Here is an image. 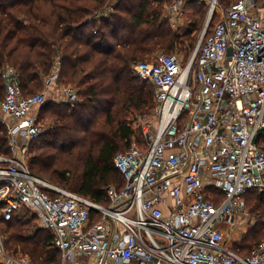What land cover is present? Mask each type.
Returning <instances> with one entry per match:
<instances>
[{"label": "built area", "instance_id": "built-area-1", "mask_svg": "<svg viewBox=\"0 0 264 264\" xmlns=\"http://www.w3.org/2000/svg\"><path fill=\"white\" fill-rule=\"evenodd\" d=\"M209 7L210 19L219 17L186 59L161 52L132 66L154 87L155 121L131 117L141 139L113 156L123 185L106 188L105 205L29 169L31 142L50 128L36 112L47 89L60 86L62 102L79 100L60 80L59 61L31 95L12 66L2 67L9 153H0V217L21 208L36 214L58 251L52 264H264V238L243 256L222 227L246 214L248 190L264 191V0ZM0 264L35 263L9 253L0 233Z\"/></svg>", "mask_w": 264, "mask_h": 264}, {"label": "trees", "instance_id": "trees-1", "mask_svg": "<svg viewBox=\"0 0 264 264\" xmlns=\"http://www.w3.org/2000/svg\"><path fill=\"white\" fill-rule=\"evenodd\" d=\"M150 2L116 0L109 10L110 0H0V72L5 64L12 66L22 94L31 95L43 88V78L59 61L60 80L76 87L79 95L72 104L45 101L40 106L38 120L50 128L30 144V171L43 179L38 174H48L58 182L55 185L104 205L106 188L123 185L113 156L135 137L127 117L155 107L153 85L136 76L132 66L156 49L174 53L183 42L158 20ZM216 20H211L207 35ZM187 40L182 47L186 58L193 38ZM1 90L0 99V78ZM257 136L263 142L264 129ZM0 153H9L1 122ZM244 201L246 207H263L264 215V191L248 190ZM0 225L12 254H26L39 264L58 261L51 233L25 208L10 220L0 217ZM249 230L233 246L243 256L263 239H255L259 229Z\"/></svg>", "mask_w": 264, "mask_h": 264}, {"label": "rangeland", "instance_id": "rangeland-1", "mask_svg": "<svg viewBox=\"0 0 264 264\" xmlns=\"http://www.w3.org/2000/svg\"><path fill=\"white\" fill-rule=\"evenodd\" d=\"M187 1L188 0H184L181 4H179V5L176 4V7H174L176 0H151L150 8H149L150 10L153 8L156 9L159 13V19L158 20L162 21V23H164L165 27L171 29V31L175 32L177 34V36H179L182 39L183 42L177 43V47L174 50V52L178 53V55L180 57H182L183 59L186 58V56H185L186 51L183 50L182 47L186 46L189 43L187 40L188 36L192 37L193 38V40H192L193 45L190 47V49L192 51V49L194 48V46L196 45V43L198 41V38H199V36L203 30L204 25L206 23L208 11L210 8L209 7L210 0H207V1L201 2V3L197 2V1H195L196 3L191 2V1L187 2ZM233 1L234 0H218V3L221 5V7L223 9H225ZM214 17L218 18L219 12H216V14H214V16L211 17V19L209 20V25H210L211 20ZM188 30H190V31H188ZM187 31L190 32V33H188V35H186ZM161 52H167V50L162 49V48L156 49V51H154L152 53L145 54L144 60H149L151 57H153L154 55L161 53ZM43 89H44V86L41 90L35 91V93L40 92ZM1 95H2V90H1L0 96ZM152 110H150L146 114H143V115L141 114V115L144 116V119H148L150 121H155L154 113H152ZM132 116H134V115L128 116L127 121H128V124H130L132 127H135L134 125H132V121L130 120ZM39 122L41 125L44 124L46 126V123H44L42 121V119H39ZM135 132H136L135 137H133L131 143L134 140L140 141V139H141V134H140L139 130L135 129ZM263 143H264V141H263ZM128 146L129 145H127L125 148H127ZM38 175L44 177L45 179H47L48 181H50L54 184H58V182L56 180H54L53 178H51L48 174L44 173V174H38ZM262 209H263V207H260L258 209H253V208H251V206L247 205L246 214H237V215H241L243 219H241L239 221V220H236L239 216L236 215V217H235L237 226L238 225L241 227L249 226L250 230H253V229L254 230H257V229L260 230L258 232V234L255 236V239L264 238V215H263ZM28 214H33L36 216V214H34L30 211H28ZM37 225L39 227H41L39 222H38V219H37ZM0 233L2 235L3 244L6 247V250L9 253H11L12 249H10V247L7 244V235L3 232L1 225H0ZM19 254L20 253L18 252V255ZM22 255L28 256L26 254H22ZM35 264H39V263H35Z\"/></svg>", "mask_w": 264, "mask_h": 264}, {"label": "crops", "instance_id": "crops-1", "mask_svg": "<svg viewBox=\"0 0 264 264\" xmlns=\"http://www.w3.org/2000/svg\"><path fill=\"white\" fill-rule=\"evenodd\" d=\"M110 1H111V5L109 10L112 9V5L116 2V0H110ZM62 99H63V93H62V88L60 86H58V89H56L55 85H52L47 89L45 101L62 102ZM36 112L38 114L39 109H37ZM237 216L239 217L236 220L240 221L241 219H243L241 215H237ZM236 220L234 218V222H233L234 226H228V225L223 226V228L227 231L226 244L229 245L232 249L234 243L240 241L249 230V226L246 227H241L239 225L237 226Z\"/></svg>", "mask_w": 264, "mask_h": 264}, {"label": "bare ground", "instance_id": "bare-ground-1", "mask_svg": "<svg viewBox=\"0 0 264 264\" xmlns=\"http://www.w3.org/2000/svg\"><path fill=\"white\" fill-rule=\"evenodd\" d=\"M215 0H212V3H214ZM210 19V12H208V15H207V19H206V22Z\"/></svg>", "mask_w": 264, "mask_h": 264}, {"label": "water", "instance_id": "water-1", "mask_svg": "<svg viewBox=\"0 0 264 264\" xmlns=\"http://www.w3.org/2000/svg\"><path fill=\"white\" fill-rule=\"evenodd\" d=\"M208 23H209V20L205 23L202 31H205V29L207 28Z\"/></svg>", "mask_w": 264, "mask_h": 264}]
</instances>
